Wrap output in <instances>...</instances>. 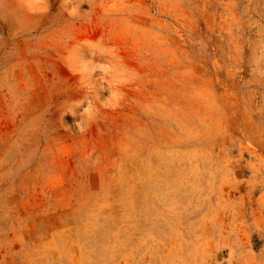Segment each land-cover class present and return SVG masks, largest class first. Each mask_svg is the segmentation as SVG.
Returning a JSON list of instances; mask_svg holds the SVG:
<instances>
[{
	"label": "rangeland",
	"instance_id": "1",
	"mask_svg": "<svg viewBox=\"0 0 264 264\" xmlns=\"http://www.w3.org/2000/svg\"><path fill=\"white\" fill-rule=\"evenodd\" d=\"M0 264H264V0H0Z\"/></svg>",
	"mask_w": 264,
	"mask_h": 264
}]
</instances>
